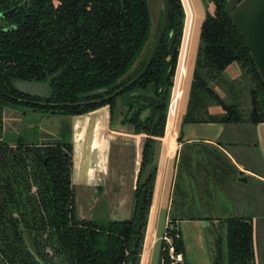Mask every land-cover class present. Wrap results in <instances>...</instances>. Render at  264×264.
<instances>
[{
    "label": "trees",
    "instance_id": "16d2710c",
    "mask_svg": "<svg viewBox=\"0 0 264 264\" xmlns=\"http://www.w3.org/2000/svg\"><path fill=\"white\" fill-rule=\"evenodd\" d=\"M240 1L204 0L214 10L207 12L201 26L184 127L264 122V82L232 16ZM15 6L19 7L14 14L2 16ZM162 21L163 15L156 36ZM185 23L182 0H170L167 29L148 70L108 98L134 79L148 60L149 55L123 79L152 32L147 0H0V264H142L157 166L146 184L140 180L153 160L157 138L166 132ZM234 63L251 83L248 115L242 112L234 85L231 102H225L211 85L228 83L224 72ZM19 81L45 83L47 92H26L17 86ZM107 105L113 120L120 117L119 123L131 133L148 136L133 212L125 219L79 218L72 135L61 132L51 142L18 137L10 144L4 136L5 109L29 107L45 114L77 116ZM212 106L225 112L214 114ZM220 218L225 229L217 235L215 264H226V258L227 264H257L252 219ZM185 219L211 216H170L167 232L174 237L176 252L184 255L180 264H190L178 228V221ZM25 233L32 237L36 253ZM170 261L168 244L162 240L160 264Z\"/></svg>",
    "mask_w": 264,
    "mask_h": 264
},
{
    "label": "crops",
    "instance_id": "0c3cea01",
    "mask_svg": "<svg viewBox=\"0 0 264 264\" xmlns=\"http://www.w3.org/2000/svg\"><path fill=\"white\" fill-rule=\"evenodd\" d=\"M182 2L186 10V23L166 132L163 137L157 138L162 142V147L148 224L149 229L151 223L149 243L161 213L162 215L165 213L166 226L172 214L219 217L244 214V217L252 219L253 224L255 218L259 219L258 234L261 232L264 234V191L257 192L256 188L247 187L248 181H254L256 185L264 188V173L258 171L260 169L254 165L257 154L264 171V122L253 124V130L249 122L190 123L183 126L199 42L197 40L192 42L195 12L191 1L186 0L191 13V22L186 47L183 48L188 10L185 0ZM238 69L237 74L241 72L240 67ZM210 110L220 115L225 112L221 106H212ZM114 121L116 123L117 119L113 120L114 125H112V114L108 105L84 115L72 116L76 168L73 182L83 183L84 186L92 183L97 185L103 182L102 178H106L103 184L106 186L112 183L110 178H115L118 180L117 189L112 192L119 194L118 199L122 201L127 198L124 196L127 190L131 189L134 201L143 150L148 136L131 133L127 127H118ZM250 130L254 137L252 142L243 138L249 135ZM111 168L115 169V175L111 173ZM97 178L98 181L95 183ZM111 188L114 190L113 185ZM255 195L258 200L254 198ZM206 223L208 220L185 219L178 221V228L184 239L183 231L193 227L200 230L199 227H204ZM222 227L225 229L224 225ZM254 244H256L255 237ZM186 254L187 244H185V257ZM255 255L257 262L256 250ZM146 259L147 255L142 264H145ZM190 263L192 264L191 261Z\"/></svg>",
    "mask_w": 264,
    "mask_h": 264
},
{
    "label": "rangeland",
    "instance_id": "374dc122",
    "mask_svg": "<svg viewBox=\"0 0 264 264\" xmlns=\"http://www.w3.org/2000/svg\"><path fill=\"white\" fill-rule=\"evenodd\" d=\"M190 1H191V6L195 12V19L192 25V42L194 43V40L195 41L197 40L200 43V33H201L202 23L206 18L207 12L208 11L213 12L214 6L212 4L208 6L204 2V0H190ZM185 3L187 6V10H188V20H187V26H186V32H185V41L183 45L184 49L186 47V40L188 37V33L190 29V22H191L190 21L191 13H190L189 6L186 0H185ZM184 49H182L183 52H184ZM238 68H239V64L234 63L233 65L228 67L227 70L224 72L225 74L224 78L228 81V83L221 82L220 84L214 83L211 85L215 89L218 90L222 99L225 102H231L233 100L231 86L234 85V88L239 90L238 101L242 107V112L245 115H248L251 111V98L249 95V88L251 87V83L249 80H246L247 78L246 76H244L242 71L237 74V71L239 70ZM17 86L23 89L24 91L30 92V93L46 94L47 92V85L45 83L19 81L17 82ZM71 120H72V116H58V115L45 114L39 111H34L29 107H19V108L8 107L5 109L4 136H5L6 141L10 144L15 143L16 142L15 139H17L18 137H25L28 141H32V142L57 141L59 137H61L59 135L61 132L67 131L69 134L72 135ZM117 122L118 121H116V123ZM243 123H246V122H243ZM252 125H253L252 123H250L249 125L251 130H253ZM251 130L247 137H243L244 140L249 139L250 142L254 140L253 132ZM71 135H69V137H71ZM96 143H97V139H96L95 144ZM111 164H114V162H111ZM254 165H256V168L260 169L258 171H261L264 173V171H262V167H261L262 164H261L260 158L258 157L257 154H255ZM111 169H112L111 173L115 175V169L113 168ZM98 178L97 180H95V183L98 181ZM110 180L112 183L104 187L107 188V191H108L109 187L113 185L114 190H111V191H115V189H117L118 180L115 178H110ZM74 185H75V190H76V214L77 216L79 218L96 217L97 210L92 209V206H94L93 205L94 202L91 199L93 197V192L88 194V192H90V189L87 190L86 192L85 189L87 187L84 186L83 183L78 182ZM95 185L96 184L93 185L94 189L97 188V186ZM247 187L248 189L256 188V190H258L257 192L264 191V188L260 187L258 184L256 185L254 181H248ZM124 196L127 197L126 200L115 201L111 203L117 206L116 212L120 211L121 213H125L126 216L124 217L127 218L129 217V215H131V212L134 206L132 190L128 189L126 192V195ZM95 198L96 199L100 198V200H98L95 203L96 207L100 204L102 200H103L102 203L106 202L107 204V199L102 197V195H97ZM254 198L258 200L257 195H255ZM113 214L114 213H112V215ZM243 215L241 214V216ZM210 216H211V219L208 220V223H206L204 227L200 226L199 227L200 230H198L196 227H193L189 230H186L185 232L183 231L185 244H187L186 257L189 263L191 261L192 264H215V257L217 254V249H216L217 239H218L217 235L219 232H221L223 224L220 222L221 218L219 216H216V215L215 216L210 215ZM258 222H259V219L255 218L254 219V225H255V236L254 237H255V243H256L255 250L257 253L256 263H258L259 261L258 264H264V234H262V232L258 234V229L260 228L258 225ZM166 227L167 226H166L165 213H163V215L161 213L160 216L158 217L157 228L153 232L152 240L150 243H148L147 252H146L147 259L145 261V264H160L162 236L166 231ZM183 228L184 226H182V229ZM145 244H146V239H145ZM142 259H143V256H142Z\"/></svg>",
    "mask_w": 264,
    "mask_h": 264
},
{
    "label": "water",
    "instance_id": "95a60500",
    "mask_svg": "<svg viewBox=\"0 0 264 264\" xmlns=\"http://www.w3.org/2000/svg\"><path fill=\"white\" fill-rule=\"evenodd\" d=\"M147 3L153 23L152 32L136 63L134 64L132 69L123 77V79L128 78V76H130V74L134 72L149 55L148 60L144 68L134 79L128 82L125 86L116 90L108 98L117 95L127 86L133 84L146 73L165 35L170 13V0H147ZM18 7L19 6H15L14 8L3 12L2 16L6 17L14 14L17 11ZM162 15L163 21L159 33L156 36ZM232 16L243 39L247 44L251 57L264 82V0H241L234 7ZM161 147L162 142L158 139L155 143L153 161L145 167V170L141 177V184L144 185L148 182V180L152 176L154 167L158 166L160 162ZM75 171L76 168L73 167V177L75 175ZM96 213V217L98 219L108 218V207L106 202L101 205ZM112 218L116 219L115 216H113ZM25 236L31 250L36 253L37 251L32 237L28 233H25ZM225 262L227 264V258L225 259Z\"/></svg>",
    "mask_w": 264,
    "mask_h": 264
},
{
    "label": "flooded vegetation",
    "instance_id": "af4514ba",
    "mask_svg": "<svg viewBox=\"0 0 264 264\" xmlns=\"http://www.w3.org/2000/svg\"><path fill=\"white\" fill-rule=\"evenodd\" d=\"M175 80V79H174ZM171 96H172V94H171ZM171 103V102H170ZM109 108H110V106H109ZM169 110H170V108H169ZM110 112H111V109H110ZM112 114V113H111ZM120 118V117H119ZM119 118H117V119H119ZM118 122L116 123L118 126H120V127H123L120 123H119V120H117ZM112 122H113V118H112ZM154 148H155V146H154ZM153 155H154V153H153ZM115 158H117L116 156H115ZM142 161H143V156H142ZM153 161V160H152ZM141 167H142V163H141ZM141 167H140V169H141ZM145 170V169H144ZM140 172H141V170H140ZM143 175V174H142ZM139 177H140V173H139V176H138V181H139ZM142 177V176H141ZM102 183H98L97 185H95V186H97V188H93V185L94 184H92V185H86V192H87V190H89L90 189V192H88V194L89 193H92L93 192V197L91 198L92 200H93V202H94V206H92V209L93 210H98L100 207H101V205L103 204L102 203V201L100 202V204L96 207V202L98 201V200H100V198L99 199H96L95 197L97 196V195H102V197H104V198H106L107 199V207H108V218H111V219H113L112 217L113 216H115V218L116 219H119V218H122V219H125V217L124 216H126V214L125 213H121L120 211H117L116 212V205H114V204H112L111 202H115V201H121V200H119L118 199V197H119V194H115L114 192H112V191H110V189L112 190V188L111 187H109L110 189L107 191V189H105V187H104V181H106V178H102ZM138 181H137V183H138ZM140 182H141V180H140ZM136 188H137V186H136ZM108 192V193H107ZM100 206V207H99ZM110 207H112V208H110ZM113 209V210H112ZM112 213H114L113 215H112ZM127 218H129V217H127Z\"/></svg>",
    "mask_w": 264,
    "mask_h": 264
},
{
    "label": "built area",
    "instance_id": "2783aa9c",
    "mask_svg": "<svg viewBox=\"0 0 264 264\" xmlns=\"http://www.w3.org/2000/svg\"><path fill=\"white\" fill-rule=\"evenodd\" d=\"M169 226L170 225L168 223L167 228ZM167 228H166L165 233L162 236V240H164L168 244V253H169V257L171 259L170 264H180L184 261V255L182 252H176L175 246L173 244L174 237L169 232H167ZM176 237L177 238L180 237L179 232L176 233ZM163 264H166V263L163 262Z\"/></svg>",
    "mask_w": 264,
    "mask_h": 264
},
{
    "label": "bare ground",
    "instance_id": "6f19581e",
    "mask_svg": "<svg viewBox=\"0 0 264 264\" xmlns=\"http://www.w3.org/2000/svg\"><path fill=\"white\" fill-rule=\"evenodd\" d=\"M146 254V253H145ZM146 256V255H145Z\"/></svg>",
    "mask_w": 264,
    "mask_h": 264
}]
</instances>
